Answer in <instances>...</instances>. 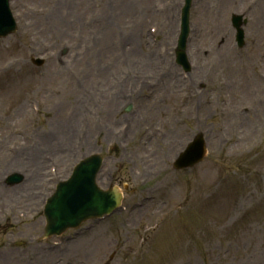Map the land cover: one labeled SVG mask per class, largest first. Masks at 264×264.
<instances>
[{"label":"rangeland","instance_id":"obj_1","mask_svg":"<svg viewBox=\"0 0 264 264\" xmlns=\"http://www.w3.org/2000/svg\"><path fill=\"white\" fill-rule=\"evenodd\" d=\"M167 1L176 16L177 0ZM154 5L13 0L19 30L0 39V264H264V0H194V99L174 58L176 19L159 24L168 54L160 56L148 34L161 17ZM51 9L53 15L43 17ZM243 13L249 20L240 50L231 17ZM206 34L218 48L206 46L198 58L194 43L200 47ZM38 56L46 60L42 67L32 63ZM220 78L230 104L218 106V95L204 103ZM83 89L94 107L67 111V103L88 101ZM32 101L41 104L40 114ZM129 101L133 108L126 112ZM239 102L241 121L228 122L227 111ZM70 116L74 132L56 146L49 130ZM123 122L128 129L122 132ZM199 131L208 156L178 171L173 160ZM94 151L105 156L101 186L128 184L124 208L99 224L88 221L91 229L67 248L64 239L39 241L45 196ZM17 171L25 180L8 185L6 177Z\"/></svg>","mask_w":264,"mask_h":264},{"label":"bare ground","instance_id":"obj_2","mask_svg":"<svg viewBox=\"0 0 264 264\" xmlns=\"http://www.w3.org/2000/svg\"><path fill=\"white\" fill-rule=\"evenodd\" d=\"M201 6H202L203 9H205L204 5H201ZM124 7H125V5L121 4L120 8H124ZM145 9H148V8L146 7ZM54 13H56V11H54ZM42 15H43V17H45V15H47V16L53 15V10L52 9L51 10H46ZM213 37H215V36L214 35L208 36L206 34L205 37H204V41H203V43H202V45L200 47H198L199 43H196V42L194 43V49L198 48V54L195 51V55H197L198 58H200L199 56L202 55L206 51V46H209L211 48V50H215V51L217 50V48H218L217 45H216L217 40H216V38H213ZM221 52H222V50H219V52H218L220 54L219 56H221ZM202 63H207L206 62V58L202 61ZM226 81H227L229 87H231L232 84L234 83V81H233L231 76H229L228 78L226 77ZM261 82H264V81H261ZM76 102L77 103H74V101H72L70 103H67V107H69V108L66 107L67 111L70 110V108H72V107L76 108V106H77L78 109L81 108V102L79 100H76ZM61 104L63 105L65 103L61 102ZM241 105H242L241 102H239L236 105H234L232 109H229V111H227V117L230 116V117L233 118V119L232 118L231 119L228 118V122L230 120H233V122H235V123L237 121H241V119L239 120V118H240L239 113H240V110H241ZM59 111L63 113L62 110L59 109ZM60 122H61V120H60ZM106 122H110L108 116H107ZM76 125H77V122L75 121V119L72 116H70V118H66L63 121V124H62L63 128L61 127L56 132L53 129H56L58 127V124H55V123L53 124V127L50 128L49 133H50V135L53 136L54 139H57L56 141H54L56 146L63 145V143L65 144V142L69 138V135L72 132H74V129H75ZM106 127H107L106 129L108 130L107 132H110L109 129H111V126L110 125H106Z\"/></svg>","mask_w":264,"mask_h":264},{"label":"water","instance_id":"obj_3","mask_svg":"<svg viewBox=\"0 0 264 264\" xmlns=\"http://www.w3.org/2000/svg\"><path fill=\"white\" fill-rule=\"evenodd\" d=\"M240 18H238V20H239ZM193 150L190 152V155H192L193 154ZM87 165V167H88V164H86ZM90 176V175H89ZM111 197L112 198H109V197H105V198H101L100 196H98V195H96V199L97 200H99V202L98 201H96L95 203H93L92 205H90V207L93 209H95V211L96 210H103L104 208H102V207H100V206H103L104 204L106 205V206H110V203L109 202H112V200H118V197L116 196V195H111ZM94 204H97L98 205V207L97 208H95L94 206H97V205H94ZM54 208H53V206L52 207H50L49 208V214H50V216H52L53 214H55V216L56 217H59L60 216V211H62V209H64V212H66L67 213V209L66 208H64V206H62L61 208H56L55 210H53ZM93 209V210H94ZM78 214H80V213H78ZM78 214L76 215V216H78ZM67 215V214H66ZM65 215V216H66ZM76 216L74 217V218H76ZM54 218V217H53ZM68 220H70V219H68ZM67 220V221H68ZM55 221V219L53 220V222ZM53 222H51L50 221V223H49V226H48V233H51L52 232V230H51V228L54 226V223Z\"/></svg>","mask_w":264,"mask_h":264}]
</instances>
